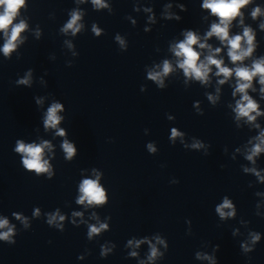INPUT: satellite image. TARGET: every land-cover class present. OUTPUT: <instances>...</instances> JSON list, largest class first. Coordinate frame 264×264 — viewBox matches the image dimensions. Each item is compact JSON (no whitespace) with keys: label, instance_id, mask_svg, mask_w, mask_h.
I'll return each instance as SVG.
<instances>
[{"label":"clouds","instance_id":"obj_1","mask_svg":"<svg viewBox=\"0 0 264 264\" xmlns=\"http://www.w3.org/2000/svg\"><path fill=\"white\" fill-rule=\"evenodd\" d=\"M96 5H101L102 0H93ZM250 0H205L203 7L206 9H210L211 13L217 15L220 18L219 24H213L211 26V30L207 33L208 37L213 35L217 36L221 42H226L229 45L228 56L230 57L233 63L237 61H243L246 57L250 56L253 52V39L254 36L249 28H245L243 32V36L236 35L234 37H229V24L231 23L232 19L241 15L240 9L248 4ZM23 5V0H0V6H3L4 11L0 13V30H6L8 26L12 23L13 18L15 17L18 9ZM260 13V9L256 8L252 12V16L255 18ZM79 19V15L73 13L72 19L69 23L65 26V30L72 29L75 33L79 30L78 26L76 25L77 20ZM264 27V25H261ZM25 28V24L21 22L20 24L16 25L12 28L11 36L8 39V42L4 46V53L8 54L14 47V41L17 40L19 33ZM198 37L191 31L186 33V38L184 41L178 43L175 48L173 49L175 55L177 57H183L182 62L179 63V67L184 70L186 76H194L196 79L201 81L207 80L208 72L210 71L209 65H215L216 68L219 70L217 75H223L225 78L230 77L233 74V70L227 67L222 66V60L215 59L213 56L207 57V63H197L200 57V54L194 50L193 45L198 43ZM242 40L246 41L247 48H242ZM207 45L201 43L199 47L201 49L205 48ZM221 49H215L216 53H219ZM171 71L170 64L168 61L164 62L163 65V74H168ZM235 76L238 78V84L236 88V92L242 93L241 100L237 102L236 105V112L238 117H247L249 121H254L255 116H252V112H256L257 115L261 113L257 111V104L251 99L249 95H247V89L252 86L253 77L259 75L260 80L259 83L264 85V60L255 61L251 69L247 67H237L234 70ZM161 74L160 73H150L149 78L152 80H159ZM243 81V82H239ZM21 83H28L27 80L21 81ZM221 84L224 83V80L220 81ZM264 92V88L261 89ZM235 95V92L233 93ZM212 99V97H209ZM60 104H53L47 111V116L45 119V126L46 127H53L55 128L56 125L60 121V117L57 116V111L61 109ZM258 127V125H257ZM59 135H64L63 130H61ZM178 133L175 129L172 130V135L175 137ZM262 144H264V133H261L259 137ZM48 147L47 142L43 145H35V144H28L25 145L22 142H18V146L16 148L17 152L26 154L23 159L24 166L29 170H35L36 172L47 171V162H42V153L43 149ZM64 150L71 156L74 152V148L71 144L67 141L63 144ZM261 147L257 144L252 149V154L249 155L247 158L251 160L254 155L258 154L261 151ZM80 192L82 195L80 196L78 203L83 204L85 201L89 205L96 203L102 204L105 202V194L103 189L98 185L96 181L85 179L82 184L80 185ZM231 203L225 199L224 203L217 208V212L220 213L221 216H224L225 213L223 212L224 208H231ZM76 215H80L76 213ZM231 215V213H229ZM56 217L53 216L49 223L52 220H55ZM63 220V217H60ZM7 220L0 221V228H3L7 225ZM107 225H100V228H96L92 226L89 231V236L93 233H98L100 229L106 228ZM11 229H9L8 233L0 234V238L7 239ZM131 243V241L129 242ZM139 243V242H138ZM135 255V253H133ZM152 255H156V250L153 247Z\"/></svg>","mask_w":264,"mask_h":264}]
</instances>
